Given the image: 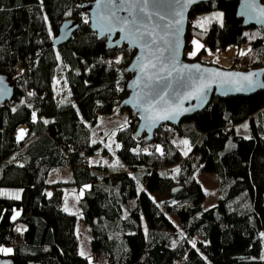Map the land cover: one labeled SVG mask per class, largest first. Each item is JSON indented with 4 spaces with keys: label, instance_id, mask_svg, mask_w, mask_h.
Wrapping results in <instances>:
<instances>
[{
    "label": "trees",
    "instance_id": "trees-1",
    "mask_svg": "<svg viewBox=\"0 0 264 264\" xmlns=\"http://www.w3.org/2000/svg\"><path fill=\"white\" fill-rule=\"evenodd\" d=\"M82 1L87 0H0V73L13 84V96L0 104V247L13 252L0 256L11 264H90L77 250L76 216L62 208L61 186L73 183L87 186L78 213L91 228L95 264L99 254L105 256L101 264H264V89L211 96L177 125H159L150 140L144 134L133 137L137 117L118 105L127 94L130 75L124 67L133 50L124 44L107 49L105 38L88 27ZM236 5L237 0L194 5L185 49L192 38L204 45L199 52L247 42L246 54L236 55L227 68L264 66V29L256 27L247 36L244 29L254 26L241 25ZM211 9L221 10L222 22L196 27L192 16ZM65 19H74L77 28L65 43L51 45ZM59 63L66 66L61 98L53 88ZM113 108L126 110L128 120L108 149L93 140L91 128ZM244 121L251 129L248 137L235 130ZM20 124L26 131L17 140ZM182 140L195 150L184 151ZM228 140L234 144L225 149ZM203 150L222 211L201 204L204 192L193 173L201 167ZM95 153L113 157L112 165L90 161ZM56 167L69 168L72 181L48 182ZM176 185L182 188L170 192ZM15 189L19 199L13 198ZM166 192V198L153 197Z\"/></svg>",
    "mask_w": 264,
    "mask_h": 264
},
{
    "label": "water",
    "instance_id": "water-1",
    "mask_svg": "<svg viewBox=\"0 0 264 264\" xmlns=\"http://www.w3.org/2000/svg\"><path fill=\"white\" fill-rule=\"evenodd\" d=\"M208 1L211 0H196L195 3L188 5L183 13V25L178 38L179 49L177 56L179 63L181 65H187L188 70L181 73L179 76L176 73H173L171 77H168L167 81H158L154 79L151 82L146 80V75L157 74V69H152L149 66L145 68L144 73H142L138 67L142 61L148 63L149 57L147 50L131 46L128 41L121 40L120 38L123 34L118 30L111 34L102 33L97 27L96 0L82 1L79 4V6L87 13L88 27L96 34V37L105 38V46L107 49L119 47L124 44L127 48L133 50L129 62L124 67V72L130 75L125 85L127 94L118 104L119 107H126L129 109L131 115L137 117V124L132 134L133 137H138L139 135L144 134V138L150 140L154 130H156L159 125L165 123L177 125L182 118L202 110L208 104L211 96L225 97L230 95H249L257 90L264 89V87L259 86L264 84V66L250 69L227 68L212 63H203L198 59L189 60L184 57L183 52L185 49V30L188 20V12L194 5ZM173 2L174 0H155L156 9L164 12L168 10L169 5ZM250 8L252 9L251 11L249 10ZM149 10H154L151 4ZM119 15L125 16L127 13L122 11ZM235 15L241 19V25L243 27L254 26L264 29V2L261 0H237ZM166 19H170V17ZM148 23L150 25L155 23L163 24L165 21H158L156 18H153V20ZM76 28L77 24L74 19L63 20L59 24L57 33L52 37L50 44L60 45L65 43L71 37ZM118 40L120 43L117 45L116 41ZM161 47L163 48V44H161ZM164 56H167V52L164 53ZM161 59H163V57ZM152 61L155 62V57L152 58ZM193 65H199L201 72L197 73L196 70L192 68ZM217 72H219L220 75H215ZM228 73H239L242 75L255 73L252 79L256 81L257 86L251 89L245 87L241 91H236L235 89L239 87V85L235 83V81L241 80V77L229 76L227 75ZM158 74L165 75V73ZM181 76L185 78L181 79ZM188 77L192 78L189 79ZM196 77H202V79H196ZM138 79L140 80L139 84L136 83ZM145 83H150L152 86L159 84L160 87H163L165 83H169L171 85L168 89L170 93L187 94L190 92L191 96L183 100V103L180 105L179 114L174 115L173 118L160 119L159 117L166 115V113L162 111V108L167 106L164 101H160L158 98L153 100L155 107H153L151 111H146L145 109L148 105L145 104L144 99H137L138 94H141L142 96L143 93L149 91V89L144 88ZM204 85L207 86L203 87V92L198 93L197 89ZM12 96L13 84L11 83L9 76L0 73V104L9 101ZM165 101H167L168 105L173 103V100L168 96L165 97ZM183 109H187V111H184ZM149 116L154 119H146V117ZM181 188V185H176L170 189V192H177ZM262 206L264 207V194L262 195ZM0 264H11V260L0 256Z\"/></svg>",
    "mask_w": 264,
    "mask_h": 264
},
{
    "label": "snow or ice",
    "instance_id": "snow-or-ice-1",
    "mask_svg": "<svg viewBox=\"0 0 264 264\" xmlns=\"http://www.w3.org/2000/svg\"><path fill=\"white\" fill-rule=\"evenodd\" d=\"M196 0H174L172 4L169 5L168 10L161 12L156 9L155 0H96L97 8V27L101 30L102 33L111 34L115 31L121 32V40L128 41L131 46L140 47L142 50H147L149 57L148 63L141 62L138 67L140 71L144 73L145 68L151 67L152 69H157V74L155 75H146V80L151 82L154 79L158 81H167L168 77H171L173 73H176L178 76L181 73H184L188 70L187 65H181L178 60V49H179V34L182 31L183 25V13L188 5L195 3ZM150 4L154 10H149ZM252 10L251 8L249 9ZM126 12L127 15L121 16L120 12ZM222 13H216L215 19L220 20L222 18ZM170 17V19H166ZM153 18H156L158 21H165V23H155L149 24L148 22L152 21ZM213 17H202L200 21L197 22L196 27L204 28V25ZM87 22V21H85ZM162 33V34H161ZM120 41H116L118 45ZM163 44V48L161 47ZM192 44L195 46V50L191 52L190 56H195L197 52L204 47L197 40H193ZM167 52V56H164V53ZM241 55L246 53L241 52ZM155 57V62L152 61V58ZM163 57V59H161ZM115 63H120V58H117ZM159 65V67H158ZM192 68L196 70L197 73L201 72L199 65H193ZM207 71V70H205ZM158 73H165V75H159ZM215 75H220L219 72ZM229 76H240L241 80L235 81L239 85L235 90L241 91L243 88L247 87L249 89L257 86L256 81L252 79L255 73H250L248 75H242L239 73H228ZM184 79L185 77H180ZM191 79L192 77H188ZM196 79H202V77H196ZM137 84L140 83L138 79ZM204 85L197 89L198 93L203 92ZM264 87V84L259 85ZM171 87L169 83H165L163 87H160L159 84L152 86L150 83H145L144 88L149 89L148 92L138 94L137 99L143 98L145 104L148 107L146 111H151L155 105L153 100L159 99L164 101L166 107L162 108V111L166 115L159 117L160 119H169L173 118L174 115L179 114L180 105L183 103L184 99H187L191 96V93H170L168 89ZM31 95V93H30ZM168 96L173 100L171 105L167 104L165 97ZM187 111V109H183ZM35 117V114H33ZM146 119H154L149 116ZM23 136V130H21V137ZM183 144L187 145L188 141H182ZM110 147V146H109ZM119 148L120 145H117ZM156 150L163 154V150L159 145L156 146ZM187 153H185L186 155ZM174 171L179 172V169ZM49 196L51 193L48 194ZM19 199V195L13 197ZM67 207L65 211H67ZM19 215V212H16L13 219ZM19 231V229H17ZM264 236V233L261 234ZM192 247L195 248V241H192ZM13 249L7 247H0V253L11 254ZM80 255L85 256L83 249L80 251Z\"/></svg>",
    "mask_w": 264,
    "mask_h": 264
},
{
    "label": "rangeland",
    "instance_id": "rangeland-1",
    "mask_svg": "<svg viewBox=\"0 0 264 264\" xmlns=\"http://www.w3.org/2000/svg\"><path fill=\"white\" fill-rule=\"evenodd\" d=\"M221 13L220 9H211L207 11H201L198 13H195L191 20L194 22H198L201 20L202 17L208 16L213 17V19L210 21H217L219 23L222 22V18L220 20L215 19V14ZM208 22L205 23L204 27L208 25ZM256 30V27H249L245 28L244 32L247 34V36L253 35ZM193 40H197L195 38H192L190 41V47L187 49H184V55L187 57H192L189 54L195 50V46L192 44ZM198 41V40H197ZM200 44H202L200 41H198ZM203 45V44H202ZM247 45V42L243 46L237 47V45L230 44L225 46L224 48H215L210 49L205 47L203 52H197L198 54V60L203 63H212L216 64L221 67H227L230 65L229 58L230 57H236V55H239L243 50L245 49ZM196 54V55H197ZM66 70V66L63 63H59L57 67L55 68V75L53 79V88L54 92L57 95L58 98H61L66 92V83L64 80V73ZM128 120V113L126 110H120L119 108H113L111 112L104 114L99 117L97 124L92 127V133H93V140H100L101 145L104 148H110L115 144L114 140V134L118 127L125 124V122ZM20 127L16 128L14 136L17 140L21 137V130H24L23 127L19 129ZM236 133L248 137L251 134V129L248 121H244L240 124L235 125ZM99 132V133H98ZM185 141V140H182ZM180 141V146L184 151L187 150H195L194 147H191L189 144L185 145ZM234 142L228 140L225 144V149H229L233 146ZM116 145V144H115ZM203 162L201 164V167L193 173V177L195 180L201 185V188L204 192V197L201 202L202 206L204 208L210 207L213 205H218V210L222 211L221 205H220V192L218 188V182L216 179V176L213 173V169L210 166L209 158L207 156V153L203 150ZM111 156H108V160L104 155H98L96 157V153L91 155L89 157V160L94 162H101V165L103 163L108 162L109 165L112 161ZM97 159V160H96ZM106 162V163H107ZM104 165V164H103ZM72 181V176L70 173L69 168L67 167H56L54 168L48 175L47 181L48 182H54V181ZM87 186H81L79 188L76 187L73 183L63 184L61 186L62 191V208L65 211V208L67 207V211L69 213L75 214V234L77 237V250L80 253L81 249L85 252V256H87L90 264H95V255L91 252L90 248V240L92 236L91 228L83 223L79 217L78 208H79V198L83 195V192ZM50 189H47V192H49ZM20 190L15 189L13 190V194L19 195ZM168 196V193H161V194H154V198L156 200H160L163 198H166ZM16 212L18 210L14 209L12 216H15ZM20 227L23 228L24 225L20 224ZM264 233V229L260 232V243H261V249H262V255L264 257V236L261 234Z\"/></svg>",
    "mask_w": 264,
    "mask_h": 264
},
{
    "label": "built area",
    "instance_id": "built-area-1",
    "mask_svg": "<svg viewBox=\"0 0 264 264\" xmlns=\"http://www.w3.org/2000/svg\"><path fill=\"white\" fill-rule=\"evenodd\" d=\"M233 59H234V57H230L228 60H229V62L231 63V62L233 61ZM243 67H244V66H242L241 68H243ZM33 114H35V113H32L31 117H32L33 119H35L37 116L35 115V117H34ZM97 262H98L99 264L104 263V262H105V256H104L103 254H99L98 257H97Z\"/></svg>",
    "mask_w": 264,
    "mask_h": 264
},
{
    "label": "crops",
    "instance_id": "crops-1",
    "mask_svg": "<svg viewBox=\"0 0 264 264\" xmlns=\"http://www.w3.org/2000/svg\"><path fill=\"white\" fill-rule=\"evenodd\" d=\"M20 127L19 129H21L23 127V135L25 134L26 131V126L24 124H20L19 126H17V128ZM17 131V130H16ZM21 133V132H20Z\"/></svg>",
    "mask_w": 264,
    "mask_h": 264
}]
</instances>
